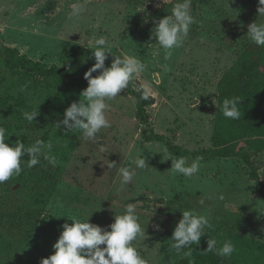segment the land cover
<instances>
[{
    "label": "rangeland",
    "instance_id": "374dc122",
    "mask_svg": "<svg viewBox=\"0 0 264 264\" xmlns=\"http://www.w3.org/2000/svg\"><path fill=\"white\" fill-rule=\"evenodd\" d=\"M177 2L0 0V48L13 47L47 66L70 67L75 47L95 49L103 35L107 50L140 59L146 69L135 75L132 90L141 85L154 97L147 107L152 127L189 151L181 155L163 142L143 138L137 99L128 87L106 101L111 126L93 140L83 138L82 130L66 134L58 128L65 109L87 87L84 74L94 57L62 78L10 69L0 56V126L7 130L6 142L20 140L26 148L38 139L50 142L49 154L58 161L54 167L41 155L39 164L22 165L19 176L0 184V264H41L54 254L64 223L89 219L107 227L128 203L135 205L144 228L132 243L146 264H180L185 249L177 252L171 237L185 210L208 217L211 228L206 229L218 248L234 233L264 242V196L245 158L201 153L213 146L219 82L252 44L248 25L264 23V16H258V0H192L197 22L183 46L165 59L152 29ZM76 8L81 11L75 13ZM115 57L108 55L105 65ZM33 111L37 117L29 123L23 114ZM238 147L252 153L264 184V150L255 151L247 140ZM165 148L188 165L199 158V172L191 177L174 173ZM144 157L147 166L137 168L135 161ZM120 168L135 173L127 184H122ZM226 259L232 264V255Z\"/></svg>",
    "mask_w": 264,
    "mask_h": 264
},
{
    "label": "clouds",
    "instance_id": "9594fccd",
    "mask_svg": "<svg viewBox=\"0 0 264 264\" xmlns=\"http://www.w3.org/2000/svg\"><path fill=\"white\" fill-rule=\"evenodd\" d=\"M258 3L260 5L257 8L258 16H264V0H258ZM79 11H81L79 8L74 9L75 13ZM154 22L152 36L164 50L165 59H169L173 49L183 46L191 26L197 22L192 14V0H178L170 15ZM247 34L255 45L264 46V23L249 24ZM106 43L107 39L103 35L95 40V50L92 51L94 64L84 74L87 87L81 92L80 100L65 109L62 121L57 124V127H62L66 134L79 129L82 130L83 138L93 140L102 129L109 128L111 124L106 117L109 107L106 101L117 97L128 87L134 75L146 69V65L135 56L123 59L115 57L111 65L106 66L107 54L110 53L105 48ZM97 72L98 74L93 76V73ZM26 87L27 85L22 86L21 91ZM142 99H149L147 90L144 91ZM240 101L239 97L223 100L222 112L225 118L232 120L240 118ZM23 116L31 123L37 114L35 111L24 112ZM6 131L0 126V184L13 176H19L22 165L33 168L39 164L41 155L52 166L57 165L56 157L49 154L53 147L50 142L45 143L38 139L26 148L23 142L16 140L10 145L6 142L9 138ZM164 151L167 153V160L172 161L171 170L174 173L191 177L199 172V158L188 165L184 157L176 158L166 148ZM23 157L28 159L23 160ZM135 164L137 168L144 169L147 166L145 157L137 159ZM109 167L116 166L109 163ZM119 170L122 174V184L130 182L135 175L127 168ZM200 203L203 204L204 201L201 200ZM120 208V213H115L114 222L107 227L90 223L89 219L86 222L71 219V224L64 223L60 236L53 244L54 254L43 258L41 264H146L132 243L144 235L139 213L133 203L122 205ZM206 228H211L208 217L194 214L189 210L183 211L182 218L176 224L171 237L172 247L177 252L188 249L184 255L190 257L191 246L200 243ZM216 245L215 239H207V248L204 251L215 252L220 257H231L236 251L230 240L224 242L218 249Z\"/></svg>",
    "mask_w": 264,
    "mask_h": 264
},
{
    "label": "trees",
    "instance_id": "16d2710c",
    "mask_svg": "<svg viewBox=\"0 0 264 264\" xmlns=\"http://www.w3.org/2000/svg\"><path fill=\"white\" fill-rule=\"evenodd\" d=\"M95 49L85 46H77L70 57V67H58L56 64L47 66L30 58L21 56L19 51L13 47L0 48V56H5V65L10 69L22 68L28 72L37 73L45 77H69L80 65V63L92 57ZM107 50V49H106ZM107 55H118L126 58L121 52L107 50ZM134 77L129 82L128 88L132 90ZM219 106L217 110L215 130L213 134V146L201 150V153L211 152L218 156L245 158L251 167L250 178L255 181L259 193L264 196V184L254 166L249 151H241L238 144L247 140L252 149L257 152L264 150V46H257L253 42L249 45L221 78L219 85ZM146 89L139 85L138 90H132L137 99V118L144 125L142 128L143 138L147 142L160 141L171 150L185 155L189 153L181 146L169 142L167 137L158 134L150 123L147 107L155 103L152 95L149 99H142ZM239 97L241 116L238 120L225 118L222 112L224 99ZM207 239H214L205 229L198 245H192L190 257L183 255L180 264H230L226 257H220L215 252H206ZM230 241L235 245L236 251L232 254V264H264V242L234 233ZM218 249V245H216ZM188 249H185V252ZM31 264H37L35 262Z\"/></svg>",
    "mask_w": 264,
    "mask_h": 264
}]
</instances>
